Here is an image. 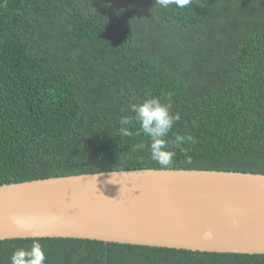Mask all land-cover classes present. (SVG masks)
I'll return each mask as SVG.
<instances>
[{"label": "trees", "instance_id": "1", "mask_svg": "<svg viewBox=\"0 0 264 264\" xmlns=\"http://www.w3.org/2000/svg\"><path fill=\"white\" fill-rule=\"evenodd\" d=\"M148 97L195 141L168 167L118 131ZM140 169L264 174V0H0V185ZM34 242L46 264H264L70 238L2 240L0 264Z\"/></svg>", "mask_w": 264, "mask_h": 264}, {"label": "water", "instance_id": "2", "mask_svg": "<svg viewBox=\"0 0 264 264\" xmlns=\"http://www.w3.org/2000/svg\"><path fill=\"white\" fill-rule=\"evenodd\" d=\"M264 254V174L140 169L0 185V241Z\"/></svg>", "mask_w": 264, "mask_h": 264}, {"label": "clouds", "instance_id": "3", "mask_svg": "<svg viewBox=\"0 0 264 264\" xmlns=\"http://www.w3.org/2000/svg\"><path fill=\"white\" fill-rule=\"evenodd\" d=\"M160 8L168 9L172 6L186 7L191 0H155ZM129 110L131 115L119 118V133L124 136H131L129 130L135 123L139 130L136 135L143 133L148 140L147 144L138 143L133 145L134 150H141L147 147L150 158L163 167H168L173 163L176 152L174 148H179L185 143H194V138L190 134H174V140H169V134L173 126L179 119L171 111L170 103H162L158 97H148L138 103H131ZM10 264H46V256L43 247L38 242H34L28 247H17L10 257Z\"/></svg>", "mask_w": 264, "mask_h": 264}, {"label": "bare ground", "instance_id": "4", "mask_svg": "<svg viewBox=\"0 0 264 264\" xmlns=\"http://www.w3.org/2000/svg\"><path fill=\"white\" fill-rule=\"evenodd\" d=\"M155 170H157V169H155ZM166 170H174V169H166ZM213 171H218V170H213ZM96 174V173H95ZM252 174H254V173H252Z\"/></svg>", "mask_w": 264, "mask_h": 264}]
</instances>
